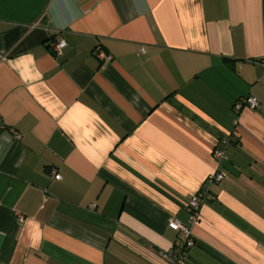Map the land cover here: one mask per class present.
<instances>
[{
    "label": "crops",
    "instance_id": "crops-1",
    "mask_svg": "<svg viewBox=\"0 0 264 264\" xmlns=\"http://www.w3.org/2000/svg\"><path fill=\"white\" fill-rule=\"evenodd\" d=\"M173 221L264 264V0H0V264H166Z\"/></svg>",
    "mask_w": 264,
    "mask_h": 264
},
{
    "label": "built area",
    "instance_id": "built-area-1",
    "mask_svg": "<svg viewBox=\"0 0 264 264\" xmlns=\"http://www.w3.org/2000/svg\"><path fill=\"white\" fill-rule=\"evenodd\" d=\"M66 45L67 44L65 41H60V40L56 41L51 45L50 51L54 56H61L63 49L66 47ZM96 56L100 60L111 59V57L106 56L101 51H96ZM259 106L260 103L256 98L246 97V98H241L240 100L235 102L233 108L236 112H239L245 107L251 110H256L259 108ZM229 145L230 142L226 139H223L221 142H219L216 149L214 150L215 158H217L218 160L227 159L226 149ZM52 173L55 179L57 180L61 179V177L57 175L55 171ZM224 178H225L224 173L218 171L212 177V181L221 182ZM204 199H206L205 191L197 196H194L190 201V204L188 206V211H189V223L191 225H194L199 221L200 210L204 202ZM18 221L22 222L23 217L18 216ZM169 226L170 228L181 234L183 241L181 242L178 250L162 251L159 253V255L165 260L166 264H186V259L188 258L187 251L192 249L196 244L193 238L192 230L190 227L184 226L178 221L171 222Z\"/></svg>",
    "mask_w": 264,
    "mask_h": 264
},
{
    "label": "trees",
    "instance_id": "trees-1",
    "mask_svg": "<svg viewBox=\"0 0 264 264\" xmlns=\"http://www.w3.org/2000/svg\"><path fill=\"white\" fill-rule=\"evenodd\" d=\"M226 140H228V139H226ZM229 142H230V145L227 147V149H226V155H227V150L229 149V147L232 145V143L234 142L233 141V139H230V140H228ZM227 157H228V155H227Z\"/></svg>",
    "mask_w": 264,
    "mask_h": 264
}]
</instances>
